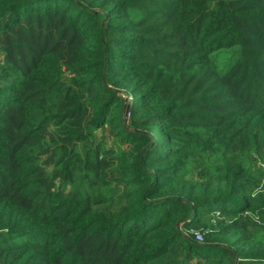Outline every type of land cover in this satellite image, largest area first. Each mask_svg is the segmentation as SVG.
Instances as JSON below:
<instances>
[{
  "label": "trees",
  "instance_id": "1",
  "mask_svg": "<svg viewBox=\"0 0 264 264\" xmlns=\"http://www.w3.org/2000/svg\"><path fill=\"white\" fill-rule=\"evenodd\" d=\"M0 264H264V0H0Z\"/></svg>",
  "mask_w": 264,
  "mask_h": 264
},
{
  "label": "built area",
  "instance_id": "2",
  "mask_svg": "<svg viewBox=\"0 0 264 264\" xmlns=\"http://www.w3.org/2000/svg\"><path fill=\"white\" fill-rule=\"evenodd\" d=\"M197 239H198V240H201L202 237H201L200 235H197Z\"/></svg>",
  "mask_w": 264,
  "mask_h": 264
}]
</instances>
